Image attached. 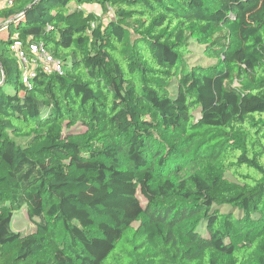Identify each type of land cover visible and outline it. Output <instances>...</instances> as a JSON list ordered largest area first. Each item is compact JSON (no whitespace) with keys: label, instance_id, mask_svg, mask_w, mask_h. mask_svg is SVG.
Wrapping results in <instances>:
<instances>
[{"label":"trees","instance_id":"trees-1","mask_svg":"<svg viewBox=\"0 0 264 264\" xmlns=\"http://www.w3.org/2000/svg\"><path fill=\"white\" fill-rule=\"evenodd\" d=\"M0 31V264H264V0H13ZM15 44L65 75L28 88Z\"/></svg>","mask_w":264,"mask_h":264},{"label":"built area","instance_id":"built-area-1","mask_svg":"<svg viewBox=\"0 0 264 264\" xmlns=\"http://www.w3.org/2000/svg\"><path fill=\"white\" fill-rule=\"evenodd\" d=\"M12 4L13 0H0L1 8L9 7ZM12 52L19 65L23 83L28 88L32 87V79L40 73L65 75L61 60L47 52L42 44H31L29 51L24 50L20 44H15L12 47Z\"/></svg>","mask_w":264,"mask_h":264},{"label":"rangeland","instance_id":"rangeland-1","mask_svg":"<svg viewBox=\"0 0 264 264\" xmlns=\"http://www.w3.org/2000/svg\"><path fill=\"white\" fill-rule=\"evenodd\" d=\"M87 8V12L90 14L91 18L89 24L92 28L99 26L100 24H104L107 22L109 18H114L113 11L110 13H104L102 10H96L93 7H85ZM6 31H0V37H6ZM195 54H192L187 58L188 65H201V66H215L216 62L212 60H206L201 55V49L199 47H195L194 50ZM7 93L13 92V87L6 88ZM67 133L73 134H82L86 131V129L81 125H76L71 128L66 129ZM22 142V141H21ZM142 204L145 205V200L140 197ZM139 226V223H136V227ZM12 229L15 232L21 233L22 235L31 234L35 232L36 228L35 225L30 222L27 214V210L24 208L21 211H17L14 213L13 221H12Z\"/></svg>","mask_w":264,"mask_h":264},{"label":"crops","instance_id":"crops-1","mask_svg":"<svg viewBox=\"0 0 264 264\" xmlns=\"http://www.w3.org/2000/svg\"><path fill=\"white\" fill-rule=\"evenodd\" d=\"M0 8H1V6H0Z\"/></svg>","mask_w":264,"mask_h":264}]
</instances>
